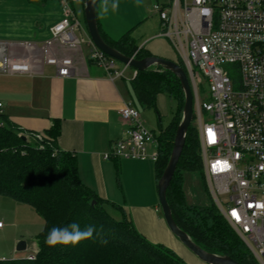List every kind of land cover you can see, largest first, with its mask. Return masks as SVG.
Listing matches in <instances>:
<instances>
[{"label":"built area","instance_id":"2783aa9c","mask_svg":"<svg viewBox=\"0 0 264 264\" xmlns=\"http://www.w3.org/2000/svg\"><path fill=\"white\" fill-rule=\"evenodd\" d=\"M58 1L61 18L46 40L0 39V75L35 76L44 65H53L59 76H69L75 61L68 52L78 51L84 36L89 59L111 80L123 77L128 65L119 68L93 43L70 1ZM153 9L160 18L157 36L171 41L192 85L207 189L264 264V0H169ZM197 73L206 82L205 101L199 98ZM119 114L127 127L105 157L156 161L158 151H147L155 135L144 125L140 109L125 102Z\"/></svg>","mask_w":264,"mask_h":264},{"label":"trees","instance_id":"16d2710c","mask_svg":"<svg viewBox=\"0 0 264 264\" xmlns=\"http://www.w3.org/2000/svg\"><path fill=\"white\" fill-rule=\"evenodd\" d=\"M99 29L107 43L128 56L152 55L147 49H138L128 34L110 41L100 26ZM173 61L185 68L178 56ZM131 85L141 107L154 108L157 94L161 92L176 103L172 118L157 135L159 179L173 148L184 94L178 77L159 67L137 71ZM59 133V121L54 120L39 138L36 133L20 129L0 109V195L33 207L44 220L42 231L35 237L37 250L34 257L0 258V264H188L175 250L147 239L121 206L111 203L120 214L118 219L108 212L109 202L80 179L75 154L58 148ZM187 171H197L201 178L204 177L198 129L194 122L188 128L182 154L167 189L173 217L206 250L230 255L241 264H260L214 203L204 207L187 204L183 191ZM203 185L207 189V184L203 182ZM72 222L78 223L81 230L92 226V237L76 246L50 247L45 244L53 226L63 227Z\"/></svg>","mask_w":264,"mask_h":264},{"label":"crops","instance_id":"0c3cea01","mask_svg":"<svg viewBox=\"0 0 264 264\" xmlns=\"http://www.w3.org/2000/svg\"><path fill=\"white\" fill-rule=\"evenodd\" d=\"M42 1L44 11L31 22L32 25H29L34 30L31 34L36 39L33 41L36 42L46 40L50 36V27L61 18V5L58 0H52L50 5L48 0ZM69 1L77 17L79 12L84 17V0ZM137 1L138 18L133 21H136L135 32L138 29L140 31L133 34L128 31L124 34L131 36L138 49L144 48L152 55L174 60L177 53L171 41L157 36L160 29L159 15L155 14L156 19L150 18L151 12L148 9L150 6L144 3L145 0ZM38 2L41 3L39 0ZM111 2L112 0H96L98 24L110 41L124 35L116 38L106 21L108 12L104 9L108 8ZM85 43L88 47V43ZM68 53L75 61L74 73L69 76H59L53 65H44L42 74L35 76L0 75L1 110L20 129L37 135L49 129L54 120H58L60 124L58 148L75 154L80 179L109 202L107 209L110 207L119 213L111 203L121 206L129 213L137 229L151 242L179 244L182 247L167 226L160 210L156 161L122 156L105 157L127 127V123L119 114L124 103L136 102L142 117V109L153 108L141 107L133 94L131 80L137 70L132 67L129 76H126L128 68H125L123 77L111 80L103 68L89 59V47L88 53H85L82 42L78 51ZM167 99V94L162 92L157 94L154 108L159 122L160 117L166 115ZM143 119L145 120L144 117ZM162 127L164 126L159 124L158 133L152 130L155 140L151 142L153 144L147 146L148 154L158 151L157 135ZM4 227L3 223L0 230ZM18 239L20 238L16 240ZM36 250L35 239L28 254L35 253ZM183 250L186 252L187 249L184 247ZM187 254L194 264H205L191 252ZM2 257L1 259H5Z\"/></svg>","mask_w":264,"mask_h":264},{"label":"rangeland","instance_id":"374dc122","mask_svg":"<svg viewBox=\"0 0 264 264\" xmlns=\"http://www.w3.org/2000/svg\"><path fill=\"white\" fill-rule=\"evenodd\" d=\"M39 1H41V3L38 2V0H0V38L4 40H36L31 34L34 30H32L29 25H32L31 22L44 11V3L42 0ZM51 1L52 0L47 1L49 5ZM168 1L169 0H145L144 3L150 6L148 8L151 12L149 15L150 18H154L155 14H157L153 9L155 3L166 4ZM137 2V0H118V8L115 13L111 11V5H108L106 21H108V25L114 32L113 34L116 38L128 31L130 34L140 31L138 29L137 32H135L137 29V27L134 29L136 21H133L138 18V9H136V6L139 2ZM78 19L85 25L84 17L80 12ZM77 35L79 37L82 36L78 30ZM86 41L87 39L83 36L82 46L84 52L88 53ZM176 59L177 56L174 55V60ZM116 65L120 68L125 67V65L119 61H116ZM126 68H128V70L125 75L129 76L133 68L130 66ZM197 82L200 101H205L208 99V93L205 91V88L202 89V87H205L206 82L198 73ZM1 91L2 84L0 83V99L2 98ZM175 108V102L168 97L166 105L167 112L166 115L160 117V122L155 108L142 109L143 117L145 118L144 125L148 130H154L158 133L159 124L166 126L172 118ZM192 122L195 124L197 123L194 118ZM150 144L153 143L150 142L148 146ZM202 180L206 183L205 178H201L200 173L197 171H187L184 174L183 191L188 205L204 207L211 206L214 203L213 197L208 189L204 187ZM22 205L8 196L0 195V222L5 224L4 229L0 230V258H3L2 256H4V258L23 257L30 253L33 240H35L36 235L40 233L44 227V220L36 210L27 204ZM109 209L108 212L114 218H120L119 213ZM174 237L176 241H179V243L183 245V248L179 244L170 245L165 243V245L175 250V252L184 258L188 264H194V261L187 253L190 254L191 252L195 257L197 256L187 248L176 235H174ZM17 238L20 239L16 240ZM21 240L27 241L28 249L24 251L16 250V245ZM184 247L187 249L185 250L186 252L183 250Z\"/></svg>","mask_w":264,"mask_h":264},{"label":"water","instance_id":"95a60500","mask_svg":"<svg viewBox=\"0 0 264 264\" xmlns=\"http://www.w3.org/2000/svg\"><path fill=\"white\" fill-rule=\"evenodd\" d=\"M84 22L93 43L100 50L104 51L120 63L133 67L137 71L156 69L159 67L160 70L171 71L178 77L184 94V106L181 120L175 133L173 148L169 160L157 182L158 199L163 217L170 231L176 235L201 261L207 264H241L230 255L210 252L195 242L191 235L182 229L175 221L171 206L167 199V189L171 183L182 154L188 128L194 118V94L186 69L171 59L157 55L146 56L143 58H138L135 55L128 56L107 43L99 29L96 0H84ZM22 137L24 139L26 138L25 136ZM25 249L26 241H19L16 245V250L23 251Z\"/></svg>","mask_w":264,"mask_h":264},{"label":"clouds","instance_id":"9594fccd","mask_svg":"<svg viewBox=\"0 0 264 264\" xmlns=\"http://www.w3.org/2000/svg\"><path fill=\"white\" fill-rule=\"evenodd\" d=\"M117 8L118 0H112L111 11L115 13ZM107 10L105 7L104 11ZM93 231L92 226H87L84 230H81L80 225L76 222L69 223L63 227L53 226L49 230L44 242L50 247L56 245L76 246L80 241L91 238Z\"/></svg>","mask_w":264,"mask_h":264},{"label":"snow or ice","instance_id":"6c2138e0","mask_svg":"<svg viewBox=\"0 0 264 264\" xmlns=\"http://www.w3.org/2000/svg\"><path fill=\"white\" fill-rule=\"evenodd\" d=\"M233 215H235V213H233Z\"/></svg>","mask_w":264,"mask_h":264}]
</instances>
